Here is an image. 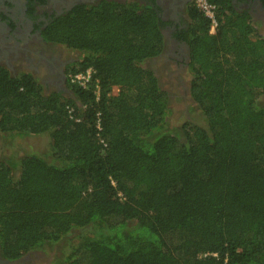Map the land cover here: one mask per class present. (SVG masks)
Returning <instances> with one entry per match:
<instances>
[{
	"label": "trees",
	"instance_id": "obj_1",
	"mask_svg": "<svg viewBox=\"0 0 264 264\" xmlns=\"http://www.w3.org/2000/svg\"><path fill=\"white\" fill-rule=\"evenodd\" d=\"M208 2L214 32L194 7L187 33L203 126L167 128V93L145 66L163 35L137 3L81 5L49 28L78 53L70 74L91 69L86 87L45 93L0 68V133L48 142L0 159L1 257L61 241L53 264H264V33Z\"/></svg>",
	"mask_w": 264,
	"mask_h": 264
},
{
	"label": "flooded vegetation",
	"instance_id": "obj_2",
	"mask_svg": "<svg viewBox=\"0 0 264 264\" xmlns=\"http://www.w3.org/2000/svg\"><path fill=\"white\" fill-rule=\"evenodd\" d=\"M103 1L137 3L151 8L164 44L162 52L151 59L156 58L176 71L187 69V33L195 0H2L0 68H5L11 76L30 73L42 84L45 93L70 94L67 80L78 53L47 39L46 33L79 6H95ZM228 1L236 11L246 12L254 26L264 28V0ZM26 254L13 260L0 255V264H25L30 262Z\"/></svg>",
	"mask_w": 264,
	"mask_h": 264
},
{
	"label": "rangeland",
	"instance_id": "obj_3",
	"mask_svg": "<svg viewBox=\"0 0 264 264\" xmlns=\"http://www.w3.org/2000/svg\"><path fill=\"white\" fill-rule=\"evenodd\" d=\"M257 29L259 32L264 33V28ZM145 66L153 71L167 93L169 107L167 128L182 132L186 124L189 123L203 126L199 109L189 94L187 84L190 76L187 69L176 71L172 66L164 65L156 58L147 60ZM117 92V86L111 88V93L116 94ZM258 101L264 105V93L260 94ZM47 144L45 135L8 137V135L0 133V159L16 162L25 154H46L48 151ZM13 170L15 174L18 173L17 164ZM60 242L56 246L45 243L41 247L29 251L25 258L30 262L26 261L25 264H53L55 262L56 247Z\"/></svg>",
	"mask_w": 264,
	"mask_h": 264
},
{
	"label": "built area",
	"instance_id": "obj_4",
	"mask_svg": "<svg viewBox=\"0 0 264 264\" xmlns=\"http://www.w3.org/2000/svg\"><path fill=\"white\" fill-rule=\"evenodd\" d=\"M196 7L201 10V12L210 20V33L214 32L216 26L215 18V5H212L208 0H195ZM68 79L70 82H74L79 86L86 87L92 81V71L91 69H86L84 72H77L69 74Z\"/></svg>",
	"mask_w": 264,
	"mask_h": 264
},
{
	"label": "water",
	"instance_id": "obj_5",
	"mask_svg": "<svg viewBox=\"0 0 264 264\" xmlns=\"http://www.w3.org/2000/svg\"><path fill=\"white\" fill-rule=\"evenodd\" d=\"M2 2V0H0V3Z\"/></svg>",
	"mask_w": 264,
	"mask_h": 264
}]
</instances>
